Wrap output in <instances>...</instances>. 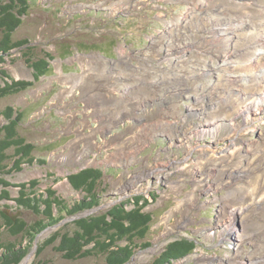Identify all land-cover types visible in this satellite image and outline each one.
<instances>
[{"label":"rangeland","instance_id":"374dc122","mask_svg":"<svg viewBox=\"0 0 264 264\" xmlns=\"http://www.w3.org/2000/svg\"><path fill=\"white\" fill-rule=\"evenodd\" d=\"M28 2L12 40L53 59L0 110L22 111L18 132L46 164L3 177L72 202L82 193L66 177L101 169V204L80 217L142 196L152 220L126 264H149L181 238L195 248L171 264H264V55L249 39L264 26V0ZM25 51L11 50L0 71L33 80ZM4 204L27 223L38 218ZM60 226L38 234L19 264H105L63 260L52 246L36 257Z\"/></svg>","mask_w":264,"mask_h":264},{"label":"trees","instance_id":"16d2710c","mask_svg":"<svg viewBox=\"0 0 264 264\" xmlns=\"http://www.w3.org/2000/svg\"><path fill=\"white\" fill-rule=\"evenodd\" d=\"M29 7L28 0H0V64L4 63V56L11 50L22 48L26 50L22 56L33 70L31 81L11 79L1 70L5 81L0 86V98L31 88L46 75L49 61L53 59L45 52L41 57L35 56L32 52L34 48L27 46L28 39L12 40L13 32L20 26ZM23 120L22 111L13 106L0 110V202H13L16 208L28 210L38 218L32 223L20 217L11 220L4 214V209L11 207L5 204L0 206V264H19L30 252L36 236L56 225L61 226L36 245V257L47 246H52L67 261L101 257L105 264H126L139 247L137 241H142L149 230L152 214L143 211L147 200L135 196L130 202H120L102 213L78 216L101 204L97 186L103 172L91 167L66 177L70 187L82 193L80 199L72 202L60 198L51 188L38 190L37 180L10 184L3 176L19 172L23 166L46 164L43 158L32 156L35 146L20 136L18 128ZM8 149L13 150L11 155L7 153ZM9 188L17 189L15 198H10ZM127 204L133 207L127 209ZM66 218L71 220L62 224ZM4 235L13 240H4ZM142 246H148V243ZM194 248L195 243L190 239L171 241L149 264H171L190 254Z\"/></svg>","mask_w":264,"mask_h":264},{"label":"bare ground","instance_id":"6f19581e","mask_svg":"<svg viewBox=\"0 0 264 264\" xmlns=\"http://www.w3.org/2000/svg\"><path fill=\"white\" fill-rule=\"evenodd\" d=\"M262 28L260 30H258L257 32H253L255 34H251L250 35L251 37L249 36L250 37L249 39L252 43H254L255 45L257 44L261 48L262 54L264 55V52H263V50H264V26ZM254 35H256V36H254ZM260 59L261 58H258L257 60H260Z\"/></svg>","mask_w":264,"mask_h":264},{"label":"water","instance_id":"95a60500","mask_svg":"<svg viewBox=\"0 0 264 264\" xmlns=\"http://www.w3.org/2000/svg\"><path fill=\"white\" fill-rule=\"evenodd\" d=\"M4 214H5V215H8V216L11 218V220H15V219L17 218V216H15V215H9L8 212H7L6 210H4ZM70 220H71V219H70ZM63 222H64V220H63L61 223H63ZM61 223H60V224H61Z\"/></svg>","mask_w":264,"mask_h":264},{"label":"crops","instance_id":"0c3cea01","mask_svg":"<svg viewBox=\"0 0 264 264\" xmlns=\"http://www.w3.org/2000/svg\"><path fill=\"white\" fill-rule=\"evenodd\" d=\"M29 167V166H28Z\"/></svg>","mask_w":264,"mask_h":264}]
</instances>
